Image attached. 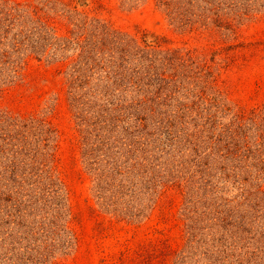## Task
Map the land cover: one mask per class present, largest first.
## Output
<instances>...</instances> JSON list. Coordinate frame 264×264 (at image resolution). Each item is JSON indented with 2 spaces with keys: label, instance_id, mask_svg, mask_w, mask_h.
<instances>
[{
  "label": "rangeland",
  "instance_id": "rangeland-1",
  "mask_svg": "<svg viewBox=\"0 0 264 264\" xmlns=\"http://www.w3.org/2000/svg\"><path fill=\"white\" fill-rule=\"evenodd\" d=\"M127 251L264 264V0H0V264Z\"/></svg>",
  "mask_w": 264,
  "mask_h": 264
},
{
  "label": "trees",
  "instance_id": "trees-1",
  "mask_svg": "<svg viewBox=\"0 0 264 264\" xmlns=\"http://www.w3.org/2000/svg\"><path fill=\"white\" fill-rule=\"evenodd\" d=\"M94 20L95 19H93V21ZM95 22L99 24L98 21H95ZM99 25L101 26L100 29H101V32L103 33V35L105 34V36L112 42V44L119 45V44L122 43V41H123V35L121 33L109 29L107 27V25H105V24H99ZM96 27H98V26H96ZM147 45H150V44H147ZM93 47H95V46H93ZM98 52L101 53L100 50H98ZM109 57H110V59H113L112 55H109ZM88 59H91L93 61V57L90 56V51H89V55L87 57V60ZM113 64H114V61H111L109 67L113 66ZM40 124H41V122H40ZM47 129H48V131H50L49 128H47ZM128 253H129L128 251L125 253V255L123 253L122 256H121V258L115 261L116 264H157L156 261L158 259H147L145 261V263H142L141 260H136L137 257L135 258V256H129ZM140 257H141V254H140ZM143 258L144 257L142 256V260H143Z\"/></svg>",
  "mask_w": 264,
  "mask_h": 264
}]
</instances>
